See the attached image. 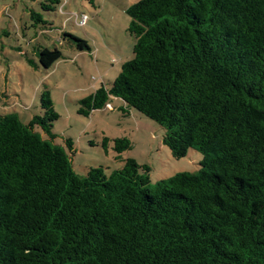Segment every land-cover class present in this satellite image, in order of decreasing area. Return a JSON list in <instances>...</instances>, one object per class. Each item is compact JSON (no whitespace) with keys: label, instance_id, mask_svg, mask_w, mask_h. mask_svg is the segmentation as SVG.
I'll use <instances>...</instances> for the list:
<instances>
[{"label":"trees","instance_id":"1","mask_svg":"<svg viewBox=\"0 0 264 264\" xmlns=\"http://www.w3.org/2000/svg\"><path fill=\"white\" fill-rule=\"evenodd\" d=\"M126 13L133 57L77 113L119 98L164 129L174 158L198 151V169L151 184L127 158L77 174L45 87L41 115L0 114V264H264V0H137ZM36 54L45 69L63 56Z\"/></svg>","mask_w":264,"mask_h":264},{"label":"rangeland","instance_id":"2","mask_svg":"<svg viewBox=\"0 0 264 264\" xmlns=\"http://www.w3.org/2000/svg\"><path fill=\"white\" fill-rule=\"evenodd\" d=\"M136 1L59 0L53 5L46 0H0V114L16 112L24 123L41 115L39 96L46 87L59 114L52 126L54 143L65 148L77 174L86 175L99 166L110 174L133 158L149 167L155 184L178 172L196 171L202 155L189 149L174 158L162 141L164 129L119 98L111 97L88 116L77 113L78 100L101 84L110 86L122 63L133 57L135 40L127 31L126 9ZM32 12L40 13L43 22L31 18ZM82 14L88 20L79 26ZM63 31L86 40L91 50L78 51L62 43ZM39 47H57L63 56L45 69L38 62ZM66 138H71L72 150ZM118 138H126L129 148L117 152Z\"/></svg>","mask_w":264,"mask_h":264},{"label":"built area","instance_id":"3","mask_svg":"<svg viewBox=\"0 0 264 264\" xmlns=\"http://www.w3.org/2000/svg\"><path fill=\"white\" fill-rule=\"evenodd\" d=\"M87 20H88V17L86 16V14H82L81 19L78 23L79 26H84L86 24Z\"/></svg>","mask_w":264,"mask_h":264}]
</instances>
